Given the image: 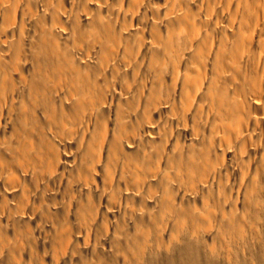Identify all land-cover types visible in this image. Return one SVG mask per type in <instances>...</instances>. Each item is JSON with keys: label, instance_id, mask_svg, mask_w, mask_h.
<instances>
[{"label": "rangeland", "instance_id": "rangeland-1", "mask_svg": "<svg viewBox=\"0 0 264 264\" xmlns=\"http://www.w3.org/2000/svg\"><path fill=\"white\" fill-rule=\"evenodd\" d=\"M79 2L0 0V264H264V0Z\"/></svg>", "mask_w": 264, "mask_h": 264}, {"label": "bare ground", "instance_id": "bare-ground-1", "mask_svg": "<svg viewBox=\"0 0 264 264\" xmlns=\"http://www.w3.org/2000/svg\"><path fill=\"white\" fill-rule=\"evenodd\" d=\"M21 1H27V0H21ZM63 1V5L64 6H62V8L63 9H65L66 8V5L64 4L65 3V0H62ZM71 1H75V0H71ZM77 1V0H76ZM82 2H79V3H84V1L85 0H81ZM107 2H109V0H96V5H97V9H100V7H101V5H106V3ZM72 4L73 5H75V2L73 3L72 2ZM28 5H29V2H28ZM73 7V6H72ZM107 7V6H106ZM93 11H95V10H93ZM14 12H16V11H14ZM85 12L86 13H88V10H85ZM85 13V14H86ZM92 14V13H91ZM23 16V15H22ZM85 17H86V15H85ZM154 17V15H152V17L150 18V19H154L153 18ZM26 18V17H25ZM148 18V17H147ZM16 19V18H15ZM15 19H14V23H15ZM149 19V20H150ZM158 19V18H157ZM126 20V19H125ZM21 22H23L22 20H20ZM129 21H131V20H129ZM128 21V22H129ZM132 22H134V21H132ZM85 23V22H84ZM92 24H93V22H91ZM96 25L98 24V26H93V30L92 31H98L99 33L101 32L100 30H98V29H101V30H104V34H107V33H109V29L111 28L112 30H111V32H112V35H114V30H115V28L113 27V25L111 24L112 22H106V21H104V20H101L100 22H98V21H96V22H94ZM124 23L125 24H127V22H125L124 21ZM142 26H143V28H145V29H149V27H150V25H151V27L150 28H152V27H154L152 24L153 23H149L148 22V20H146V19H144V21L142 20ZM129 25V24H128ZM133 25H136V24H131L130 26L131 27H133ZM85 26V25H84ZM79 27H81V24H80V26ZM78 26L76 27V28H78V29H80ZM87 26H85V27H82L83 29L84 28H86ZM95 27V28H94ZM98 27V28H97ZM61 28V30H62V28L63 27H59V29ZM64 29V28H63ZM80 30H82V29H80ZM152 30V29H151ZM145 31V30H144ZM81 32V31H80ZM110 32V33H111ZM141 33V32H140ZM119 34V33H118ZM117 34V35H118ZM72 35V34H71ZM75 35V34H74ZM116 35V36H117ZM121 35V34H120ZM73 36V35H72ZM74 37V36H73ZM72 37V38H73ZM75 39V38H74ZM76 40V39H75ZM114 100V99H113ZM101 101H99V103H100ZM112 103H113V101H112ZM101 104H103V106H105V104H106V101H102L101 102ZM256 108V107H255ZM263 137H264V133H262L261 134ZM186 137H188V136H186ZM183 138H184V136H183ZM189 138V137H188ZM187 138V139H188ZM186 140V139H185ZM67 150V149H66ZM57 153V156L55 155L53 158H52V163H51V168H50V170H51V172H54V171H56L57 170V166H58V162H57V160H59V161H61V155H60V152L58 151V152H56ZM254 154V152H248V155L249 156H252ZM254 155H256V154H254ZM214 156H216V157H218L219 155L218 154H215ZM25 217H23V219H24ZM106 220H108V219H106ZM30 226V225H29Z\"/></svg>", "mask_w": 264, "mask_h": 264}]
</instances>
